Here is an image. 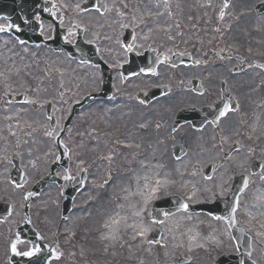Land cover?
Segmentation results:
<instances>
[{
	"label": "flooded vegetation",
	"instance_id": "flooded-vegetation-1",
	"mask_svg": "<svg viewBox=\"0 0 264 264\" xmlns=\"http://www.w3.org/2000/svg\"><path fill=\"white\" fill-rule=\"evenodd\" d=\"M132 1L138 3L139 9H130L126 14L123 10L122 13L119 10L122 5L111 6L110 0L106 2L102 12L82 11L81 7L77 8L76 12L71 10L69 17H66L71 25L65 28H63L65 18L57 17L58 10L54 4L47 13L43 12V0L31 1L29 14L25 16L15 5V2L18 3L19 0H6V3L13 4V8L4 9L3 14L0 11V28L4 29L0 31V45L6 42L7 47L13 46L18 49L17 63L26 56L27 49L33 51L32 55L43 52V48L49 49L54 54L68 55L66 51L57 52L43 42L55 37L54 22H60L63 29L67 28L66 36H61V40L71 47L77 46L73 50L74 53L83 54L87 56V61H91L83 64L69 57L78 68L72 73L77 72L81 65L85 67L84 90L75 91V87L70 90L64 85L63 78L56 70L51 71L48 65L42 64L43 56L38 59L42 64L43 75L51 80L46 88L51 96L47 99L44 117L50 123L47 117L50 109V111L54 110L56 121L63 118L60 130H55L57 122L52 129L48 127V132H58L54 139L55 158L51 165L57 163L59 166L57 176L62 182L61 187L56 184L49 186H57L63 198L64 191L70 186L72 188L82 186L81 191L86 188L91 169L108 152L107 146L102 141L103 128L100 126L92 128L93 122L99 123L98 112L92 110L89 112L85 130L88 134L85 138L75 137L79 132L78 128H75L74 133L66 136L68 129L74 130L78 121L77 117L71 126L64 130L62 136L57 137L74 107L83 101L85 105L81 110L83 109L84 112L97 106L101 110L118 108L107 111V115L112 118L116 117L117 112L119 114L126 112V115L119 118L124 122L123 131L127 133L125 140L119 144L121 149L131 150L142 140L146 153H163L171 158L170 163L176 165L180 171L201 174L205 181L213 180L221 171L240 170V174L249 171L250 167L247 166L245 159L252 153L253 148L257 150L253 143L261 140L257 123H260L264 112V83L263 76L260 74L264 68L252 63L251 66L248 65L245 63V58H255L254 62H261L264 60V52L250 53V48L241 46V41L236 36L240 32L237 29L243 25L244 20L255 21L260 28L261 45L264 47V29L258 22V19L264 21V0ZM180 4L185 18L182 22L181 19L168 18L169 22L177 28L172 33V30L165 26L164 18L180 11ZM190 8L206 10L205 12H209L211 16L213 14L217 20L226 17L227 27L211 26L214 28L213 37L205 45L212 50L211 53L204 48L194 53L195 51L188 50L183 43L185 36L183 27L185 24L192 23V18L186 16ZM77 11L79 14H85V17L77 20ZM121 14L129 18L131 22L124 25ZM204 14L206 13L201 14L200 18L207 23L208 14ZM77 22L82 27L77 26ZM45 25L50 26L49 34H45ZM204 31L208 34L206 27ZM79 39L85 46H81ZM218 50H223V53L213 52ZM177 56H182L178 60H184V57L188 60L177 67L172 66L173 59ZM140 66L147 68V71L139 72ZM25 67L27 64H24L23 68ZM10 72L19 73L20 64H15ZM6 76L12 78L11 74ZM39 76L42 74L39 73ZM40 82L38 79V83ZM13 88L14 91L6 93L0 89V110L25 104L20 99L26 98L21 97L26 92L19 86ZM153 90H160V92L150 95ZM11 93H14V97H9ZM26 104L33 105V102L29 99ZM49 104H52L50 108ZM59 110L61 112L58 115ZM22 120L19 117L15 122L25 129ZM12 121L14 120L10 119L7 125L4 123L0 125L2 147L11 145L9 140L11 137L15 138L16 147L26 145L25 140L20 141V138L24 137L21 130L12 132ZM93 134L97 136L96 139L91 138ZM22 152L23 150L16 149L9 157H6L5 161H2V167L4 164H10V175L16 167V160L25 171V157ZM93 153L97 154L92 156ZM51 165L45 173L30 183L26 192L23 191L19 206L13 205L8 218L17 211L18 223L10 233L13 242L6 247L7 251L0 247V264H15L12 261L14 255L24 256L25 259L35 257L34 261L21 262V264H44L46 255H49L48 249L63 250L58 244L59 234L58 241L51 244H45L40 236L37 224L41 222L39 219L42 212L39 211V206L35 205L39 195L30 201L27 199L28 192L48 174ZM208 173L212 176L206 177ZM59 174H62L61 177ZM27 183L28 181L22 186L14 183L13 185L21 188ZM230 189L231 187L224 192L212 191L206 195L210 199L205 198L191 204L214 203L217 199L227 198ZM77 196L73 200L68 216L70 220L68 227L72 225V215L88 210L87 207L77 208L74 204ZM64 200L59 211L60 217H62ZM241 202L239 197L235 207V224L243 227V221H245L246 226L253 228L254 226L249 223L264 213V195L256 189L252 196L248 195L245 204ZM154 205L155 203L152 204L150 214L151 220L155 223V217L163 216V214L154 213ZM243 212L246 214L244 218L240 217ZM204 215L213 218L208 214ZM28 218L37 235L30 229ZM215 220L221 221L228 233L232 235V230L225 220ZM19 228H23L26 238L19 235ZM155 229H157L156 224ZM166 232L169 235V232ZM15 241L22 243L23 248L14 246ZM38 243L45 248L43 249ZM26 253H32V255H26ZM57 258L58 255L55 253L48 264ZM78 258L83 259L81 255ZM71 263L74 264V259ZM89 263L100 264L92 260Z\"/></svg>",
	"mask_w": 264,
	"mask_h": 264
},
{
	"label": "rangeland",
	"instance_id": "rangeland-1",
	"mask_svg": "<svg viewBox=\"0 0 264 264\" xmlns=\"http://www.w3.org/2000/svg\"><path fill=\"white\" fill-rule=\"evenodd\" d=\"M51 1L54 2L56 8L60 7L61 10H58L57 17H64V27H68L71 22L67 21V13L69 14L71 10L76 12V9L81 7V3L85 0ZM109 4L114 7L122 5L119 10L121 13L123 10L125 14L130 9H139L138 3L132 0H110ZM181 6L180 4V11L176 14L164 18L165 26L171 29L172 33L177 28L169 22L168 18L181 19L182 22L185 14ZM205 11L190 8L186 16L192 18V23L185 24L183 22L185 24L183 43L188 50L195 51L194 53L200 52L203 48L211 53L212 50L205 47L213 37L214 28L211 26L218 25L225 28L228 25L226 17L217 20L213 14L211 16L209 12ZM194 13L195 15H193ZM203 13L208 14L207 23L200 18ZM84 17L85 14H79L77 11V20ZM121 19L124 21V25L131 22L122 14ZM258 22L264 29V21L258 19ZM205 27L208 34L204 31ZM45 29V34H49L50 26L45 25ZM237 31H240L236 37L240 39L241 46L249 47L252 53L264 52L258 23L244 20L243 25ZM213 52L223 53V50ZM16 53H18L16 47H7L6 42L0 45V89L6 93L11 87L19 86L22 91L32 97L33 105L25 103L20 107L10 106L0 110V125L2 123L7 125L10 119L14 120L12 121V132L16 133L17 130H21L24 137H21L20 141H26V145L16 147L14 145L15 138L11 137L9 138L11 145L2 147L0 138V202L19 206L23 191L26 192L30 183L48 170L55 158L53 153L55 131L48 132L49 122L44 117L46 101L51 96L46 88L51 80L43 75L42 64L48 65L51 71L56 70L63 78L64 85L70 90L75 87V91L84 90L85 67L81 65L77 72L72 73L78 69L73 60L65 53L54 54L46 48H43V52L35 55H32L33 51L27 49L26 56L19 63L16 62V58L18 59ZM42 56L44 63L41 64L38 59ZM245 60V63L250 66L252 63L264 68V60L261 62H254L255 58H245ZM15 64H20V72L13 75L10 71ZM24 64H27V67L23 68ZM3 73L5 75H2ZM39 73L42 76H39ZM8 74H11L12 78L6 76ZM260 74L263 76L264 83V69ZM38 79L41 81V85L38 83ZM116 109L118 108L101 110L99 106L87 112L82 109L77 117L78 121L74 130H67L66 136L74 133L75 128H78L79 132L75 137L85 138L88 134L85 130L89 112L91 110L98 112L99 123L93 122L92 128L99 126L103 128L101 131L104 134L102 141L107 146L108 152L93 166L89 173L88 185L76 198L77 208L87 207L88 210L72 215L71 227H68L70 222L61 224L58 244L63 250L54 251L58 258L51 264H72V259H74V264H82V261L84 264H90L91 260L100 264H181V261L185 259L191 260L189 264H215L221 256L237 255L236 244L226 226L221 221H216L204 214L177 213L167 217L160 225V230L169 232V236L165 238L167 244L149 241L150 233L155 229L150 210L156 200L172 195H177L191 203L205 198L208 200L210 197L206 195L212 191H227L230 188L233 175H240V170L237 172L221 171L213 180L205 181L201 174L180 171L176 165L170 163L171 158L163 153H146L147 150L143 146L142 140H140V144H136L135 148L123 150L119 144L125 140L127 133L123 131L124 122L119 118L126 115V112L121 114L117 112L115 118L107 115L108 110ZM60 112L59 110L58 115ZM19 117L23 119L22 124L25 129L15 122ZM62 122L63 118L57 120L55 130L59 129ZM257 129L261 133V140L253 143L256 145V151L264 147V112L260 123H257ZM91 138L96 139L97 136L93 134ZM35 145L39 147L37 148ZM16 149L23 150L24 169L28 178L27 185L21 188L15 187L10 181V164H4L2 167V161H5L6 157H9ZM95 154L97 153H93L92 156ZM262 154L264 155V150ZM146 158L148 160L144 163ZM262 158L264 157L259 155H249L245 161L249 167L252 159ZM244 174L250 181L252 180V184L245 195L241 197L242 204L246 203L248 195L252 196L256 189L264 195V178L260 174L250 171ZM61 175L59 174L60 177ZM148 188L151 189L149 196ZM186 195L188 198L185 197ZM37 199L35 205H38L39 211L42 212L39 219L41 222L37 224V227L44 243L51 244L56 241L53 239V235L60 224L59 211L64 198L61 190L52 185ZM18 217L19 214L16 211L12 217L0 222V247L4 251H7L6 247L13 242L10 233L18 223ZM240 217H242V213ZM249 224L254 226L253 228L249 227L253 233L251 235L255 251L253 259L258 264H264V213L261 217H255ZM243 225H246L245 221H243ZM14 246L23 248L22 243L18 241H15ZM80 255L83 259L78 258Z\"/></svg>",
	"mask_w": 264,
	"mask_h": 264
},
{
	"label": "water",
	"instance_id": "water-1",
	"mask_svg": "<svg viewBox=\"0 0 264 264\" xmlns=\"http://www.w3.org/2000/svg\"><path fill=\"white\" fill-rule=\"evenodd\" d=\"M76 111H77V108L75 109L73 115L76 113ZM73 115H72V118H73ZM15 173H16V174L19 173L18 170H16ZM47 181H48V179H47L46 181H44V182L41 184V188L45 185V183H46ZM49 181H54L53 176H51V178L49 179ZM79 189H80V187H77V188H75V189L73 190L72 193L67 192L68 200H67V202H66V204H65V213H64V215L67 214V212H68L69 204H70V201H71L73 195H74ZM1 207H4V206H1ZM188 208H189V207H188ZM198 210H203V208L199 207ZM217 211H218V210H217ZM0 212H1V209H0ZM48 258H49V256H48L47 258H45V262H47L46 260H48ZM238 262H239V264H246V261H245L244 259H239ZM219 263H220V264H230V262H229L228 259H222Z\"/></svg>",
	"mask_w": 264,
	"mask_h": 264
},
{
	"label": "bare ground",
	"instance_id": "bare-ground-1",
	"mask_svg": "<svg viewBox=\"0 0 264 264\" xmlns=\"http://www.w3.org/2000/svg\"><path fill=\"white\" fill-rule=\"evenodd\" d=\"M147 160H148L147 158H146V159H144V163H146V162H147ZM148 192H149V193H148V196H149V195L151 194V189H150V188H148Z\"/></svg>",
	"mask_w": 264,
	"mask_h": 264
},
{
	"label": "snow or ice",
	"instance_id": "snow-or-ice-1",
	"mask_svg": "<svg viewBox=\"0 0 264 264\" xmlns=\"http://www.w3.org/2000/svg\"><path fill=\"white\" fill-rule=\"evenodd\" d=\"M3 30H4L3 28H0V31H3ZM185 207H187V206L185 205ZM26 255H32V253H26Z\"/></svg>",
	"mask_w": 264,
	"mask_h": 264
}]
</instances>
